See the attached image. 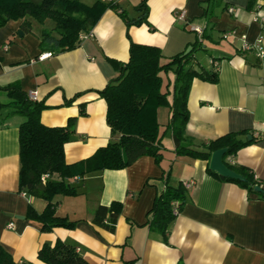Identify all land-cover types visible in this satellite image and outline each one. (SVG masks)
Masks as SVG:
<instances>
[{"label":"crops","instance_id":"0c3cea01","mask_svg":"<svg viewBox=\"0 0 264 264\" xmlns=\"http://www.w3.org/2000/svg\"><path fill=\"white\" fill-rule=\"evenodd\" d=\"M116 1L125 10L126 0ZM206 1L149 0L147 23L139 27L129 26L110 9L80 35L76 48L44 61L39 59L45 53L40 34L49 21H32L31 33L23 31V20L9 21L0 28V103L9 101L4 87L19 82L26 93L37 91L47 106L41 115L45 126L66 127L74 119L64 156L72 165L116 141L107 122V102L100 95L119 77L111 60L128 62L135 43L158 47L166 63L200 42L203 49L192 66L218 74L219 80H193L186 138L198 151L228 134L244 133L240 140H255L226 163L253 173L264 191V59L256 51H243L241 40L246 36L250 43L264 41V0H214L213 15L207 19ZM127 14L130 19L140 16L137 9ZM164 78L173 83L175 75ZM12 112L0 109V245L17 264H45L38 253L58 241L72 245L88 264H264V200L238 184L214 178L208 161L176 155L166 107L157 111L165 149L161 165L144 156L122 170L68 180L77 197L56 196V215L76 226L43 232L28 213L31 207L44 213L49 202L20 188L19 130L26 118ZM169 170L170 186L183 184L187 201L165 240L150 230L148 221ZM114 202L123 205L115 231L92 224L96 210Z\"/></svg>","mask_w":264,"mask_h":264},{"label":"trees","instance_id":"16d2710c","mask_svg":"<svg viewBox=\"0 0 264 264\" xmlns=\"http://www.w3.org/2000/svg\"><path fill=\"white\" fill-rule=\"evenodd\" d=\"M149 0H141L137 6L140 16L130 19L116 0H99L88 6L80 0H0V28L9 21L23 20L22 29L32 32V21L45 24L48 20L55 26L43 29L40 34V48L51 54L61 53L77 47L80 35L90 31L108 10L119 12L121 18L130 25L141 26L147 23ZM214 0L205 3L204 16H212ZM203 38L208 35L205 30ZM203 49L202 43L194 44L166 63H162V52L158 47L132 43L129 61L121 63L111 60L119 71V77L100 92L108 106L107 122L115 135L116 141L98 149L94 155L78 163L69 165L65 160V144L69 141L75 120L66 127H47L41 121V115L47 106L43 101H31L28 93L23 91L19 82L1 88L7 93L9 101L0 103L1 108L13 109L12 114H20L26 121L20 127L21 172L20 188L35 198L49 202L44 213L39 214L31 207L28 219L41 224L43 232L54 228L74 229L75 222L56 215L54 199L58 195L76 196L78 191L68 180L84 178L105 170H122L144 156L153 157L158 165L164 159L165 149L158 121L160 108H169L171 119L167 126L172 131L176 144V155L189 156L209 162L208 172L221 181L235 183L264 200V191L256 192L260 183L253 173L244 167H232L226 163L230 156H235L253 142L242 141L239 136L244 133L228 134L206 145L203 151L192 148L186 135L190 119L188 108L189 94L193 80L200 78L217 83L219 76L205 70L196 71L192 64L196 54ZM173 73L175 80L165 83L163 74ZM173 87L172 91L170 88ZM172 97V102L170 101ZM70 103V102H68ZM226 148L225 164L246 180L226 178L210 169L212 153ZM54 176L46 183L44 175ZM171 170L164 173L166 187L159 193L150 212L149 228L167 239L169 226L183 210L187 201V189L181 184L174 188L169 184ZM179 204L176 207V204ZM122 203L114 202L109 207L100 206L93 219L95 226L114 232L122 212ZM45 264H88L79 256L76 249L63 241L54 246L45 245L38 253ZM0 264H17L13 257L0 245ZM131 264V263H126Z\"/></svg>","mask_w":264,"mask_h":264},{"label":"water","instance_id":"95a60500","mask_svg":"<svg viewBox=\"0 0 264 264\" xmlns=\"http://www.w3.org/2000/svg\"><path fill=\"white\" fill-rule=\"evenodd\" d=\"M20 36L24 35L23 31H20L19 34ZM249 140H252L251 137L248 138ZM227 150L226 148L224 149H219L216 150L214 153H212V158L210 161V169L212 171H215L219 175L226 177V178H231V179H236L240 181H245L246 179L240 176L237 172L231 170L224 162V156L226 154ZM256 192H262L263 190L261 187L256 186L255 187Z\"/></svg>","mask_w":264,"mask_h":264},{"label":"built area","instance_id":"2783aa9c","mask_svg":"<svg viewBox=\"0 0 264 264\" xmlns=\"http://www.w3.org/2000/svg\"><path fill=\"white\" fill-rule=\"evenodd\" d=\"M181 18H184V15H181L180 16ZM196 31H198L199 33L201 32L200 29H195ZM241 40H243V45H242V50L243 51H256L258 56L261 57L262 59H264V41L262 38H260L257 42L255 43H250L247 39L246 36H244ZM52 56V54L50 52H46V53H43L41 56H40V60H46L48 58H50ZM31 101H39V94L37 91H30L28 93ZM52 176L49 175V173L47 175H44V177L42 178L43 182L46 183L47 180L49 181V179L51 178ZM10 228H13L14 227V224L11 223L9 225Z\"/></svg>","mask_w":264,"mask_h":264},{"label":"rangeland","instance_id":"374dc122","mask_svg":"<svg viewBox=\"0 0 264 264\" xmlns=\"http://www.w3.org/2000/svg\"><path fill=\"white\" fill-rule=\"evenodd\" d=\"M97 1H99V0H82L81 2L84 3L85 5L93 6L95 3H97ZM140 2H141V0H126V2L122 3V6L125 8V11L127 13L130 12V14H134V11L136 10V8L140 4ZM48 21H49L48 26L45 25V27L47 29H52L55 26V24L50 20H48ZM163 76H164V74H163ZM165 82H166V78H165Z\"/></svg>","mask_w":264,"mask_h":264}]
</instances>
